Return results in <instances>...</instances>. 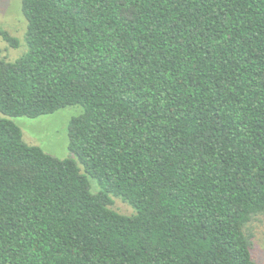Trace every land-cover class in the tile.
Listing matches in <instances>:
<instances>
[{
  "label": "trees",
  "instance_id": "16d2710c",
  "mask_svg": "<svg viewBox=\"0 0 264 264\" xmlns=\"http://www.w3.org/2000/svg\"><path fill=\"white\" fill-rule=\"evenodd\" d=\"M21 1L28 50L0 58V264H261L264 0ZM72 105L65 158L12 119Z\"/></svg>",
  "mask_w": 264,
  "mask_h": 264
},
{
  "label": "rangeland",
  "instance_id": "374dc122",
  "mask_svg": "<svg viewBox=\"0 0 264 264\" xmlns=\"http://www.w3.org/2000/svg\"><path fill=\"white\" fill-rule=\"evenodd\" d=\"M28 20L22 9L21 0H0V58L15 61L27 50L25 33ZM7 31L19 41L17 47L12 46L2 35ZM81 105H72L62 108L54 113L42 115L37 118L26 116L13 117L12 119L21 127L24 140L32 145H39L47 153L59 158L71 156L69 151L68 127L71 119L80 113ZM90 178L93 191H98L95 179ZM113 208L123 214L133 213V208L127 203L117 199ZM252 232V253L254 258L264 264V214L255 218L249 228Z\"/></svg>",
  "mask_w": 264,
  "mask_h": 264
}]
</instances>
